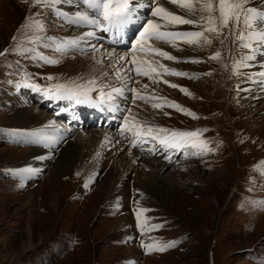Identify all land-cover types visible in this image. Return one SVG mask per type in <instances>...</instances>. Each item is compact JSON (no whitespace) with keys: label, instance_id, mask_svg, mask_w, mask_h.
<instances>
[{"label":"rangeland","instance_id":"rangeland-1","mask_svg":"<svg viewBox=\"0 0 264 264\" xmlns=\"http://www.w3.org/2000/svg\"><path fill=\"white\" fill-rule=\"evenodd\" d=\"M36 21L43 27H38ZM70 29L75 33L74 25L65 23L48 7L26 0H0V52L12 49L0 56V264H264V166L261 164L264 162V90L248 91L247 74L243 76L246 67L233 72L234 62L245 56L247 49L234 44L231 35L223 44L222 36L204 47H187L182 43L184 47L178 48L157 45L181 61L162 60L165 66L189 75H164L163 80L178 85L175 88L163 82L152 84L143 77L145 82L141 84H149V89L147 92L141 89L142 94L155 90L157 96L168 95V100L197 118L183 112L171 114L167 112L168 106H164L166 110H156L151 102L134 101V94L127 90L124 94L128 98H117L120 102L115 103L119 114L110 113L117 119L120 117L114 121L107 112L90 111L85 116L86 111L80 110L88 104L57 99L44 91L51 88L54 92L56 85H85L91 80L99 87L100 70L107 71L114 83L119 82L112 75L114 69L109 59V54L119 56V52L104 44L100 35L89 38L85 47H71V53L54 50L53 39L56 42L71 39ZM49 44L53 46H45ZM87 51L93 52L96 62L100 61L91 75L82 70L62 71L65 60ZM216 51L221 56L217 60L209 59ZM37 53L59 62L47 64L33 59ZM49 76L52 79H47ZM132 76L133 80L139 78L134 72ZM30 84L38 85L41 90L25 86ZM91 96L97 99L98 92H92ZM76 105L80 107L77 113L85 116L81 124L64 122L59 115ZM31 109L42 112L53 122L45 127L18 125L13 114ZM129 109L136 119L147 120L151 125L179 131L206 129L199 139L208 141L210 150L201 155H194L198 149L191 147L181 149L184 152L179 150V155L174 149L165 153L155 141H148L145 147V143L133 147V133L121 135ZM71 112L75 114L76 108ZM72 113L65 116H73ZM57 121L67 128L55 126ZM164 121L167 125L161 123ZM103 132L117 135L119 144L126 145V151L138 155L137 161L143 157L156 160V167L164 165L160 171L164 178L173 173L171 182L161 179L168 188H160L161 194L150 199L152 205H141L133 177L118 182L112 175L108 181L110 190L103 191L97 182L103 180L106 170L100 171V176H91L79 166L73 167L75 163L68 170L54 172L61 146L78 144L84 133H88L84 138H91L90 133ZM55 137L59 144L53 146ZM119 144L113 147L101 142L100 150L117 148L115 152H119ZM153 147L156 151H148ZM34 148L53 153L46 159L40 154L33 167L25 161ZM44 160L48 163L43 166ZM126 160L123 169L128 172ZM63 163L69 166L66 161ZM137 164L132 167L140 168L141 164ZM151 169L144 167L142 177L152 172ZM89 176L93 179L85 187ZM119 186L130 195L122 197L114 207L120 194L112 192L111 187L121 189ZM107 196L109 202L104 201ZM137 207L148 209L144 217L162 227L142 236L136 226ZM125 210L130 220L119 227L121 212ZM150 237L161 243H176L165 251L148 252L141 247V240L151 243Z\"/></svg>","mask_w":264,"mask_h":264},{"label":"snow or ice","instance_id":"snow-or-ice-1","mask_svg":"<svg viewBox=\"0 0 264 264\" xmlns=\"http://www.w3.org/2000/svg\"><path fill=\"white\" fill-rule=\"evenodd\" d=\"M34 5L48 7L49 10H55L56 15L67 24L74 25L77 29L87 28L89 30L81 32L73 39H65L56 42L55 51H66L71 47H78L81 43H88L89 38H97V31L101 33H110L113 36V43L120 44L123 41L126 29L131 25L134 34L126 43L130 45L128 55L115 58L114 75L121 81V87H113L104 84L99 87L95 80L89 81L85 85H75L68 87L66 85H56L53 89H45L46 93L55 95L57 99H67L74 101L75 104H91L96 107L107 105L110 109L118 110V105L113 101L117 97H123L126 90L134 95L132 99L141 100L145 104L151 102V107L160 109L164 106L175 108L177 111L197 118L194 113L182 108L166 97L157 96L155 90L150 94H142L149 89V84H141L140 80H135L140 84V88H128V84L133 80L132 73L137 77H146L152 84L161 82L168 84L169 87H178L167 80H163L164 75L188 76V73L168 68L161 61L170 60L181 62L177 57L158 47L159 44H167L173 48H178L179 43L188 46L204 47L211 45L213 39H223V44L228 35L233 37V43L239 47L249 49V54L243 56L233 64V72L237 73L240 67H249V61L257 59V53L264 56V0H257L260 6L252 4V0H26ZM63 5L74 8L71 13ZM167 5L174 6L169 8ZM252 5V6H250ZM38 27L43 25L36 21ZM189 25L193 30H180L179 26ZM227 29V33L225 30ZM15 39V37H14ZM52 39V38H49ZM179 42V43H178ZM53 44L45 45L52 47ZM93 50H97L93 47ZM12 49H6L0 52V56L7 54ZM110 56L112 54H109ZM130 55V58H129ZM221 56L220 51H216L209 59L217 60ZM33 59L43 61L47 64H55L59 61L49 59L40 53H37ZM100 61H97L99 63ZM193 63H199V60H192ZM264 67V64H262ZM104 75H108L105 73ZM260 83H264V71L257 72ZM47 79H52L51 76ZM252 80L253 77L249 76ZM34 90H41L38 85H25ZM239 87V86H238ZM110 88V91L105 89ZM182 92L187 93L186 89L181 88ZM98 92V98L93 99L92 92ZM159 100V103L152 102ZM129 115L125 117L124 126L121 129V135L124 132H132L135 139L132 142L133 147L138 144L147 143L153 140L164 150H181L189 147L198 149L194 155H201L210 149L207 148L208 141L199 139L206 129L195 131H179L167 129L164 127L151 125L147 120L140 121L132 115L131 110H127ZM168 115V113H165ZM148 151L154 152L156 149L149 148ZM170 159V157H166ZM264 166V162H261ZM32 171V169H26ZM93 177L85 182V187L91 183ZM148 209L137 207L135 209L137 228L142 236L148 232L158 230L162 225L151 224L149 218L144 217ZM152 242L146 243L141 240V247L146 251H165L175 246V241L161 243L155 237L149 238Z\"/></svg>","mask_w":264,"mask_h":264},{"label":"bare ground","instance_id":"bare-ground-1","mask_svg":"<svg viewBox=\"0 0 264 264\" xmlns=\"http://www.w3.org/2000/svg\"><path fill=\"white\" fill-rule=\"evenodd\" d=\"M252 4L257 6V7L260 6V3H258L257 0H252ZM167 6L169 8H173L174 7L172 5H167ZM250 6H252V5H250ZM62 7H64L70 13L72 11H74V8L69 7L67 5H63ZM179 28H180V30H192V28L190 26H188V25L179 26ZM87 30H89V29H87V28L77 29L75 27V33H73L74 31H72L70 29L71 33L69 32V34H71V35L68 36V37L73 39V38L77 37L81 32L87 31ZM133 34H134V30H133L132 26L130 25L129 28L126 29L125 35L122 38L123 41H125V42H122L120 44H115V43H113L112 34H110V33H101L99 31H97V35L105 37L104 39L101 38L103 43L108 45L109 48H116V51L119 52V56H124V55H126V53L128 51H130V49L128 50V47H130V45L128 43H126V41L130 40L132 38ZM108 40H110L111 42L108 41ZM182 44L180 43L179 45H181V47H184ZM94 45L95 44H93V46ZM187 47H190V46L187 45ZM185 50H186V48H185ZM121 52H122V54L120 55ZM186 52H188V51H186ZM92 53H89V51H87V52H82V53L80 52L78 54H75L74 56H72V58H70V60H65L63 62L62 71H64V72H68V71L69 72H77L79 70H82V71H84L86 73H90V75H91L92 70L95 67H97V68L99 67V65L96 64L97 63L96 59L92 56ZM188 53L192 55V53H190V51ZM247 54H249V49H247L246 55ZM256 55H257V59L254 60V61H249L248 62L250 66L246 67L247 70L243 74V76H245L247 74L246 82H247L248 91H250V89H253L254 93H258V92H261L262 90H264V83L258 82L260 78L256 77V75H255L257 72L264 71V67H262V64H264V56L260 55L259 53H257ZM119 56H113V55L110 56L109 55L110 61L112 60V63H110V64L111 65L114 64L115 63V58H117ZM129 58H130V56H129ZM111 69H114V68L111 66ZM248 71H249V73H248ZM105 73H107V71L103 72V71L100 70V72H99V80H100V84L101 85L109 84V85H111L113 87H119V86L121 87L122 86L120 80H119L118 83H114L113 82L114 80L112 81V79L109 77L110 75L108 74L109 76L108 75L106 76V75H104ZM132 75H133V73H132ZM249 76H252L253 79L250 80ZM138 80H140L141 83L145 82V79L141 78V77H139ZM138 86H139V84H136L135 80L130 81L129 84H128V88L129 89L130 88H138ZM168 87H169V85H168ZM110 90H111L110 88L105 89V91H110ZM165 93L168 94L169 91L165 90ZM117 98H119V99H127L128 97L124 94L123 97H117ZM117 98L113 101L114 104L115 103L119 104L118 102H120V101H118ZM102 107H103V109H105L106 111H108L109 113H111L113 115H117L120 112L119 109L118 110L110 109V108H108L107 105H104ZM162 109H165V108L163 107ZM86 110H101V107L92 108V105L88 104V106L83 107L80 111H86ZM167 112H170L171 114H178L180 111H177L175 108L168 107L167 108ZM13 116L15 118H17V120H18L17 124L18 125L21 124V125H24V126H27V127H32V126L35 127V126L40 125V124H43V126L45 127L46 124H48L50 122H53V120L51 118H49L48 116L46 117V115L43 114L42 112H37L36 113L32 109L28 110V111L17 112L15 114H13ZM69 117H70V119L73 118V116H69ZM161 123H165V125H167L166 123H168V122L164 121V122H161ZM56 125L57 126L60 125L61 129L67 128L65 124H64V126H62V124L58 123V121L55 124V126ZM87 134L86 133L82 134V136L79 137L80 139L78 141V144H76V145L75 144L73 145L72 143H67V144H64L63 146L60 147V151H59V155H58L59 157H58L57 161H54V166H53L54 172H56V171L60 172L62 170H68L69 167H71V165L73 166L75 163L76 164L73 167H75L77 165L82 170H85L87 173H89L91 176H94L95 174H98L100 176V171L103 170V172H104V170H106L107 173L103 177V180L100 179L99 180L100 182L99 183L97 182V184H99V186L103 189V191L104 190L105 191H109L110 190V187H109L110 185H109L108 181L111 180L112 175L118 178V182L121 181L119 179H123V178L126 179V177L127 178L133 177V182L132 183H133L134 188L138 192L140 191V195L138 194V196L141 199L140 203H141L142 206H150V205H152L150 203V199L151 198L153 199L154 197H156V196L161 194L162 190L160 188H168V185H166L165 183L161 182V179H163L164 177L161 175L160 171L162 170L163 167H165L164 165H159V167H156V165H158L156 160L153 161L152 159H145L143 157H140V159L137 161L138 155L134 154L135 153L134 151H130V150L126 151V145L123 144V143L119 144V137L117 135L111 133V132H108V133L103 132L101 134H99V133L98 134H96V133L94 134L93 133L92 135L90 133L91 138H89V137H87V138L85 137L84 138V136L87 135ZM50 138H52V137H50ZM54 139H55V140H53L54 143L52 144L53 146L56 145V144H59V139H57V137H55ZM53 141H51V142H53ZM101 142L102 143L104 142L105 145H108V146H112L113 145V147L117 146L119 144L120 145L119 149H118L119 152H115V150L117 148L115 150H113V151H111V149H108V151H106V152L101 151L100 150ZM47 151L50 152V153L48 154V152H46V149H43V148H42V150H37V148H34V150H31L30 153L27 155L26 159H28V160L25 161V164H31L33 167H36V165L33 164V162L35 161V159L40 157V154L42 155L41 157L46 159L47 158L46 156H49L51 153H53L52 150H48L47 149ZM120 153H123V155L120 156L119 155ZM125 158H127V160L125 161L126 165L128 166L127 170H130L128 172H126V170L123 169L124 159ZM46 161H48V160H44L43 161L44 162L43 166L46 163H48ZM63 161H66V163H68L69 166L66 167V165H64ZM135 162H138V164H141V167L140 168H137V167L133 168L132 166H133V164ZM65 167H66V169H65ZM144 167L152 168L151 169L152 172H150L149 174H147L143 178L142 176H144V175H143L142 172H144V170H143ZM157 168H159V169H157ZM122 172H123V174H122ZM172 174L173 173H169L167 176H165V177H168V176L169 177L168 178H164V179L166 181L171 182L173 177H172V179H170V176ZM113 180H115V179H113ZM126 187H128V186H126ZM119 188H121V189H118V187H115V188L111 187V189H112L111 191L112 192L114 191V192H118L117 193L118 195L120 194V198L118 197L119 200H116L115 203L113 204L114 207L117 204H119V203H116V202L117 201L120 202L122 197L130 195L125 190V188H123V186H119ZM119 190H121V191H119ZM115 197L117 198V196H115ZM107 199H108V196L104 198V201L107 200ZM129 215L130 214L126 210L123 213L121 212L120 220L118 221L117 225L120 227L123 224H126V223L128 224V220H130L129 219L130 218Z\"/></svg>","mask_w":264,"mask_h":264}]
</instances>
